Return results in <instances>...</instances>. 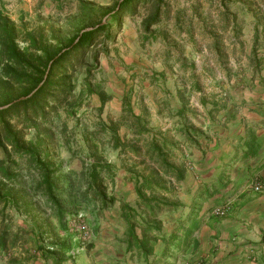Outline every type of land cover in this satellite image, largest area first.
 <instances>
[{
	"label": "rangeland",
	"instance_id": "obj_1",
	"mask_svg": "<svg viewBox=\"0 0 264 264\" xmlns=\"http://www.w3.org/2000/svg\"><path fill=\"white\" fill-rule=\"evenodd\" d=\"M1 1L19 31L42 37L52 47L74 36L78 29L108 26L109 39L101 36L81 54L73 55L67 73L74 90L67 104L51 105L52 109L46 111L48 121L37 128L28 129L29 124L15 115L7 120L25 142L38 146L56 167L76 171L79 183L94 157L111 164V172H103L101 186L108 197L115 199L110 208L121 211L123 205L134 209L142 205L131 199L135 182L129 170L156 168L150 155L145 154L153 139L160 145L163 141L177 144L184 156L188 146L194 149L201 145V136L192 132L195 138L189 141L181 131L184 122L199 121L192 113L194 107L186 106L183 116L176 113L183 99L187 104L193 99H237L246 90L253 92L257 85L264 88V0H230L225 4L220 0H145L116 24L111 15L122 0ZM156 12L158 22L151 24ZM19 46L24 48L26 44L20 40ZM88 84L92 94L87 92ZM13 87L17 95L19 86ZM98 92L105 95L104 104ZM123 99H128L132 114L127 108L123 110ZM69 103L72 110L67 108ZM134 123L144 130L140 136L132 127ZM114 133L118 141L137 142L141 156L129 150L124 153L121 142L114 141ZM174 153L171 161L186 168L187 159ZM12 163L18 165L23 178H28L27 184L34 185L38 172L28 170L25 159L13 153L6 165ZM163 179L172 182L161 175L159 183ZM181 187L185 185L174 183L171 191H188ZM19 193L20 198L26 197L22 191ZM145 194L150 192L145 190ZM32 196L35 206L28 214L22 201L18 211L8 209L4 215L0 211V232L4 223L20 238L13 249L0 256V264H44L35 251V233H45L42 247L55 243L58 236L65 238L54 210L41 195ZM87 219L91 220V215L79 211L66 225V234L79 245L71 261L91 245Z\"/></svg>",
	"mask_w": 264,
	"mask_h": 264
},
{
	"label": "crops",
	"instance_id": "obj_2",
	"mask_svg": "<svg viewBox=\"0 0 264 264\" xmlns=\"http://www.w3.org/2000/svg\"><path fill=\"white\" fill-rule=\"evenodd\" d=\"M197 100L183 99L176 109L184 114L194 107L199 120L183 123L189 141L193 131L201 136L198 148L184 149L188 163L178 185L188 191L145 194L159 203L154 209L136 193L131 197L142 203L131 208V221L135 236L148 239L146 248L129 235L128 210L113 207L87 219L91 245L76 259L57 250L40 259L44 264H264V88L237 99ZM216 208H225V215H214ZM78 247L73 240V251Z\"/></svg>",
	"mask_w": 264,
	"mask_h": 264
},
{
	"label": "trees",
	"instance_id": "obj_3",
	"mask_svg": "<svg viewBox=\"0 0 264 264\" xmlns=\"http://www.w3.org/2000/svg\"><path fill=\"white\" fill-rule=\"evenodd\" d=\"M141 1L145 0H122L117 6V11L111 15V19L115 24L121 22V18L131 10H135L136 5ZM220 1L225 4L230 0ZM157 22L158 13L156 12L151 24ZM107 28L108 26L105 24H98L90 30L78 29L74 36L65 41H59L54 45L55 47H52L44 43L42 37L38 39L29 32L19 31L16 24L7 17L4 5L0 0V89L4 91L0 95V99H3L0 101V107L7 106L0 109V150L3 153V158L0 159V176L2 178L0 181V211L1 215H4L8 209L16 208L18 211L20 209L19 203L22 201L25 204V213L28 214L29 209L35 206L33 193L44 198L45 203L54 210L58 219V228L64 232L65 238L58 236L54 241L55 243L46 246L43 244L42 247L41 242L44 241L43 234L45 233L37 234L34 231L35 251L37 257L42 260L52 258L55 255L53 252L57 250L67 256L68 259L72 257L71 242L73 237L66 234V225L79 211L85 213V210H88L90 212L88 214L93 215L97 211L113 206L115 199L108 197L105 190L101 188L104 179L103 172L110 173L113 166L102 162L98 157H94V161L88 165L87 170L83 173L82 182L79 183V176L76 171L65 172L60 167H56L48 160V155L38 146L24 141L20 133L7 120V117L15 115L18 119H22V122L29 124L28 129L37 128L40 123L47 122L46 111L52 109L51 105L67 104L73 96L74 87L67 73V68L72 66L73 55L81 54L101 36L104 37L105 35L104 39H109L110 35L106 33ZM257 31L258 29L255 33L256 42L258 41ZM20 40L26 44L24 48H20ZM14 85L19 86L20 92L17 95H14ZM87 92L93 93L89 84L87 85ZM97 94L101 103L104 104L105 95L100 92ZM123 100V110L127 108V111L132 114L128 99ZM67 108L72 110L70 103ZM180 114H183L182 109ZM138 119L139 117L136 118V120ZM120 120H124V117H121ZM132 127L137 129L138 136L144 133L140 125L134 123ZM181 131L187 139L188 137L191 138L186 127ZM112 132H114L113 129ZM194 134L199 135V132L195 131ZM116 137L117 135L114 133V141L120 143L121 141H118ZM120 146H122L124 153L129 150L138 157L141 156V149L135 141L121 142ZM174 151L180 153L182 158L184 157L177 144L168 145L166 141H163V144L160 145L157 139H153L145 154L150 155V160L156 168L153 170V168L147 167L144 171H136V167H132L129 170L135 182L134 192L139 199L143 200L146 208L154 209L159 203L147 199L145 190L150 193L157 190L161 192L171 191L174 183L177 185L185 179V167L171 161L175 154ZM12 153L20 157L21 160L25 159L28 170L33 169L38 172V179L35 180L34 185L29 186L27 184L28 178L25 179L18 173L19 168H17L16 163L6 165L8 156ZM160 174L169 177L173 183L164 179L159 183ZM109 176L112 179V175ZM3 181L6 183L3 184ZM166 184H170V186L167 187ZM8 187L10 188L7 189ZM19 191H22L26 197L20 198ZM29 194H31L30 198H28ZM152 201L155 205H151ZM125 210H128L129 213L126 221L131 224L129 235L141 247L140 249L144 250L148 239L145 237L138 239L135 236L133 221H131L135 220L132 215L133 211L130 207L123 205L121 207L122 213ZM151 228V226L146 225L145 230ZM61 239V243L56 242ZM19 240V234L13 232L10 225L3 223L0 232V256L13 249Z\"/></svg>",
	"mask_w": 264,
	"mask_h": 264
},
{
	"label": "built area",
	"instance_id": "obj_4",
	"mask_svg": "<svg viewBox=\"0 0 264 264\" xmlns=\"http://www.w3.org/2000/svg\"><path fill=\"white\" fill-rule=\"evenodd\" d=\"M253 190L259 191L260 190V185L258 183L253 184ZM225 212H226L225 208H216L214 210V215L222 217V216L225 215ZM73 252L74 251L71 252L72 256L74 254Z\"/></svg>",
	"mask_w": 264,
	"mask_h": 264
},
{
	"label": "water",
	"instance_id": "obj_5",
	"mask_svg": "<svg viewBox=\"0 0 264 264\" xmlns=\"http://www.w3.org/2000/svg\"><path fill=\"white\" fill-rule=\"evenodd\" d=\"M7 107V106H6ZM6 107H2V108H0V109H4V108H6Z\"/></svg>",
	"mask_w": 264,
	"mask_h": 264
}]
</instances>
